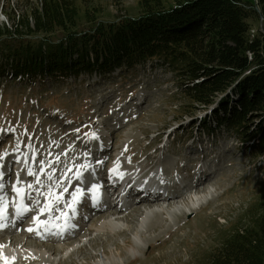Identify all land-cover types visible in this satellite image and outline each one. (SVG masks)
<instances>
[{"label":"rangeland","instance_id":"obj_1","mask_svg":"<svg viewBox=\"0 0 264 264\" xmlns=\"http://www.w3.org/2000/svg\"><path fill=\"white\" fill-rule=\"evenodd\" d=\"M35 1L0 0V24L10 26L1 14L9 11V7L15 11L17 6L22 12L25 5ZM75 1L82 10L86 6L90 8L96 22L126 21L140 15L138 0ZM84 22L79 23L80 29L86 30L90 25ZM58 35L59 31L51 38ZM160 63L154 59L111 74L82 75L61 83L48 78L29 83L10 71L0 75V136L4 135L0 151L5 153L8 149L7 154L23 151L28 168L38 169L39 160L44 164V158L57 162L71 160L63 154L65 148L76 151L80 145L102 141L109 148L102 155L105 161L111 163L120 157L128 165H138L139 161L142 165L158 163L164 169L163 178L175 175V169L182 164L177 163L184 162L179 160L183 156L193 159L191 163L199 162L200 155L198 159L191 156V150L205 147L206 157L212 155L209 162L214 176L187 195V198H201L198 210H191L195 208L192 203L183 204L178 198L171 200L173 203L167 208L166 203L160 202L153 206L149 219L141 220L142 227L137 217L138 229L137 221L124 224V215H114L93 224L100 228L114 222L116 229L105 226L94 233L92 224L87 225L67 246L71 240L64 242L66 245L40 243L22 236L19 228L20 235L4 241L2 252L15 257L10 258V264H127L130 260H134L130 264H204L230 230L244 224L241 220L254 210L264 208V155L252 151L253 146H258L259 137L247 141L248 136H238L237 130L219 123L229 116L220 110L229 104L228 98L233 99V104L234 98H239L231 91L221 100L214 96V102L209 105L189 100L181 92L179 85L183 82L175 71ZM146 95L148 98L142 103ZM135 97L136 107H133L127 101ZM113 101L123 105L120 111H112L116 108ZM246 115L243 131L250 134L263 114ZM151 223L159 225L158 228H152ZM9 238H17L15 247ZM91 238L100 244L91 248L88 246ZM28 241L32 247L25 248ZM24 249L32 250L33 256L21 258Z\"/></svg>","mask_w":264,"mask_h":264},{"label":"trees","instance_id":"obj_2","mask_svg":"<svg viewBox=\"0 0 264 264\" xmlns=\"http://www.w3.org/2000/svg\"><path fill=\"white\" fill-rule=\"evenodd\" d=\"M137 6L136 18L104 22L75 0H37L22 12L9 7L1 13L10 26L0 24V75L61 83L157 59L196 103L209 105L233 91L239 99L228 98L220 110L229 116L219 123L247 141L259 137L252 151L264 155V0H138ZM246 114H263L250 134L243 131ZM241 221L204 264H264V208Z\"/></svg>","mask_w":264,"mask_h":264},{"label":"bare ground","instance_id":"obj_3","mask_svg":"<svg viewBox=\"0 0 264 264\" xmlns=\"http://www.w3.org/2000/svg\"><path fill=\"white\" fill-rule=\"evenodd\" d=\"M142 95H145L144 93L142 94ZM148 95H146L145 96V98L143 99V102L142 103H144L145 102V99L146 98H148L147 97ZM136 99H137V97H135V98H129L128 99V103H129V101H130V104L133 106V107H136ZM116 105V108H114V109H112V111L114 112V111H117V110H119L120 111V109L123 107V105L122 104H116V103H114V101L112 102V105ZM124 109H126V111L128 110V107L127 108H124ZM67 131H69V130H67ZM70 132H66L65 134H69ZM2 135V134H1ZM8 135V134H7ZM2 136H4V135H2ZM2 136H0V144H1V137ZM102 140V139H101ZM76 146V145H75ZM80 150H83V148H79ZM117 151V149H115V152ZM6 152H8V149L6 150ZM109 152V151H108ZM15 155H19L18 157H19V160L17 159V158H15L14 156ZM103 155V154H102ZM22 156H24L23 155V151L21 152H19L18 154H14L13 156H11V158L9 157V159H8V161L10 162V164H8L10 167H12V170L15 172V174H16V177H17V181H18V179H19V183L20 184H22L24 187H26L27 188V186H26V184L27 183H25L24 182V179L26 178V176H29L28 175V165H29V163H27L26 161H25V159L22 157ZM65 156L68 158V159H70V157H72L71 155H69V152L68 153H66L65 154ZM197 156L198 155H196V158H197ZM117 161H119L120 163H125L124 162V159H121L120 157H118L117 159H116ZM46 161H48V160H46ZM67 161V160H66ZM0 163H1V160H0ZM12 163V164H11ZM139 164L138 165H142L143 163H140V161L138 162ZM210 165V163H206V165ZM12 165H14V166H12ZM59 165H60V162H55V161H52L51 162V165H50V167L48 168L49 169V171L51 170V169H53V170H55V169H58L59 168ZM3 168L1 167L0 168V170H2ZM62 171H63V173H64V176H66V175H68V172L67 171H64V169H62ZM24 174V177L22 176ZM63 176V177H64ZM202 176H204V178H205V180H207V179H212L214 176L212 175V174H210V172H208V173H205L204 175H202ZM196 177V176H195ZM29 178H31V177H29ZM139 180L140 179H137L136 181H135V185H137L138 184V182H139ZM17 181L16 182H14V184H16L17 185ZM163 189L165 190L166 189V186H163ZM197 194H199V193H197ZM159 196H157L153 201H151L150 199H149V197L148 196H146V197H144V198H142L141 200H140V203L139 204H137V206L136 205H131V206H129L128 208H126V213H127V215L126 214H118V215H124L123 217H122V222H125L124 224H127L129 221L131 222V220L135 223V221H137V223H136V229H138L137 228V224H138V218L140 219V226L142 227V222H141V219L142 218H140L141 216H142V214H143V212L141 211V207H147L149 210H148V212H147V216H146V218H148L149 219V217L152 215V211L154 210V209H152L153 208V206H155V205H157V204H159L160 202H162L161 200H159ZM180 199L182 200V203L184 204H187V202H189V199H191V198H184V194L182 193L181 195H180ZM197 199H199V200H196V202L194 201L193 202V200H191L192 202V204H193V207H198L199 206V204H201V203H199V201L201 200V198L199 197V198H197ZM173 200V202L175 201V199H172ZM203 200H204V198H203ZM125 202H126V200H125ZM154 202V203H153ZM172 201H171V198L169 199V201L168 202H164V203H166V204H168V206H171L172 205V203H173ZM164 203H162V204H164ZM146 208V209H147ZM109 208H106L105 210L106 211H102V213L100 212L99 214H97L94 218H92V220L90 219V221L87 223V225L89 226L90 224H92V227H93V231H94V233H98V231H100V230H104L105 229V226H108V227H113V226H115V223L114 222H110V223H107V224H105L103 227H100V228H98L95 224H93V223H96V222H98L99 220H101V219H106V218H109V217H111V216H114L115 214H116V212L117 211H112L111 209H109ZM108 210V211H107ZM191 210H198V209H194V208H191ZM128 211H129V213H128ZM154 213V212H153ZM160 214H162V215H164V213L162 212V213H160ZM140 215V216H139ZM79 216H80V218L81 217H83L84 216V213H83V211L79 214ZM138 217V218H137ZM151 226H152V228H158V226L159 225H157V224H155V223H151ZM85 228H87V226L86 227H83L82 228V232L85 230ZM114 229H116L117 227L115 226V227H113ZM133 230V229H132ZM119 231V230H118ZM133 232V231H132ZM137 232V231H136ZM135 232V233H136ZM80 233H78V235H79ZM119 234H124V232H122V231H119ZM12 236H14V237H16V235H10V238L12 237ZM22 236H23V234H22ZM28 238H30L29 236H27ZM9 238V239H10ZM10 244L12 243L13 245H14V247H15V244L17 243V238H15V239H10ZM29 242V241H28ZM72 242L73 241H69V243H67V246H69V245H71L72 244ZM129 241L126 239V243H128ZM42 243H44V242H42ZM98 244H100V241L99 240H95V239H93V238H91V242H90V244L88 245V246H90L91 248H93V247H95V246H97ZM61 245V244H60ZM63 245H66V243H64ZM102 245H104V243H101V246ZM66 246V247H67ZM24 247L25 248H28V247H32V245L30 244V242L29 243H26V244H24ZM17 249H20L21 248V246H17L16 247ZM57 248H60V250H63L64 248L62 247V246H58ZM52 250H53V248H51ZM52 250H49V251H52ZM57 250V249H56ZM82 250H83V248H80V252H82ZM4 251V250H3ZM24 251H26V252H21L22 253V255L23 256H21V258L22 257H25L26 259L27 258H29V256H33V253H32V250H27V249H24ZM103 253L105 254L106 253V250L105 249H103ZM11 256H12V253H10L7 257L9 258V260H10V258H11ZM68 259V258H67ZM31 262H33V260H30ZM134 260H130V261H128V263L127 264H130V263H132ZM0 264H1V261H0Z\"/></svg>","mask_w":264,"mask_h":264},{"label":"snow or ice","instance_id":"obj_4","mask_svg":"<svg viewBox=\"0 0 264 264\" xmlns=\"http://www.w3.org/2000/svg\"><path fill=\"white\" fill-rule=\"evenodd\" d=\"M5 155H7L6 152L3 155H0V160H2ZM28 175L29 176L34 175V173L32 172L31 169L28 170ZM3 177H4L3 171H0V230L9 227L10 223H11L9 221V218H8L9 197L6 193V184L3 182ZM77 179H80V175L77 176ZM17 183H19V179H18ZM37 183H40V181L37 180ZM11 187H12V191L16 194V197L18 198V199H15L11 202L12 207L15 209V216L17 218H23L24 215L31 210L29 208V206L27 204H25V202H24L25 195L27 194L26 190L22 187H18L15 184L12 185ZM27 188L32 189L33 185L28 184ZM92 190H97V186L93 185ZM65 191H67V189H65ZM79 192H80V190L77 189V192L72 194L73 203L78 202L77 197H78ZM29 199H31L30 196H29ZM97 199H98V197L94 196V198H93L94 203L96 202ZM60 200H61V198L57 197L55 202L60 203ZM50 210H51V205L47 204L40 211H41V213H44V212H49ZM72 212H73V214H75V208H72ZM61 215L66 216L67 214L61 213ZM50 222H51L50 220H40L39 216L33 217V224L35 225V227H29L27 229V231L30 233L35 232L36 235L41 236V238H43V233L40 232L41 228H43L45 233H49V234L55 235V236H61V235H63L65 228L73 227L71 224H68L66 221L64 226L54 225V227L59 228V230L53 231L51 228L48 227V224ZM4 247H5L4 245H0V258L4 259L5 264H10L9 258L3 257L2 249ZM11 259L14 260L15 257H12Z\"/></svg>","mask_w":264,"mask_h":264}]
</instances>
